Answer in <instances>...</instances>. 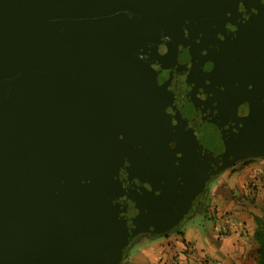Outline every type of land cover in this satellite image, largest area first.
Segmentation results:
<instances>
[{"label": "water", "instance_id": "obj_1", "mask_svg": "<svg viewBox=\"0 0 264 264\" xmlns=\"http://www.w3.org/2000/svg\"><path fill=\"white\" fill-rule=\"evenodd\" d=\"M259 156L264 0H0V264H118Z\"/></svg>", "mask_w": 264, "mask_h": 264}, {"label": "crops", "instance_id": "obj_2", "mask_svg": "<svg viewBox=\"0 0 264 264\" xmlns=\"http://www.w3.org/2000/svg\"><path fill=\"white\" fill-rule=\"evenodd\" d=\"M206 196V213L189 210L182 227L167 235L140 234L119 264H257L254 216L264 211V157L217 174ZM195 214L205 215L204 232L187 223Z\"/></svg>", "mask_w": 264, "mask_h": 264}, {"label": "rangeland", "instance_id": "obj_3", "mask_svg": "<svg viewBox=\"0 0 264 264\" xmlns=\"http://www.w3.org/2000/svg\"><path fill=\"white\" fill-rule=\"evenodd\" d=\"M217 176V174H215V175H213V176H211V177H209L208 179H207V181H206V183H205V185H204V187H203V191H202V194H203V202L204 203H206L207 202V196H205L206 195V193H204V192H206L207 191V193H208V191H209V186L210 185H212V182L215 180V177ZM197 213V212H196ZM200 213V212H199ZM202 213H206V212H203L202 211ZM202 213H200V214H202ZM189 220V221H188ZM187 221V223H190V224H194V227L196 228L195 230H201V232H204V229H203V226L208 222L207 221V219H206V217H205V215H199V214H195V215H191L190 217H189V219H188ZM184 222H186V219L185 220H181L180 222H178L175 226H174V228H173V230L171 231V232H174V231H176L177 229H179V228H181L182 227V225H183V223ZM138 234L136 233V234H134V235H132L129 239H128V241L127 242H130L134 237H136ZM154 237V236H153ZM133 242V241H132ZM132 244V243H131ZM131 244H130V246H131ZM129 245V244H128ZM135 245H139V244H135ZM130 246L128 247V249L127 250H130V249H133V248H130ZM126 247V248H127ZM130 248V249H129ZM134 250V249H133ZM205 260V259H204ZM206 261V260H205Z\"/></svg>", "mask_w": 264, "mask_h": 264}, {"label": "trees", "instance_id": "obj_4", "mask_svg": "<svg viewBox=\"0 0 264 264\" xmlns=\"http://www.w3.org/2000/svg\"><path fill=\"white\" fill-rule=\"evenodd\" d=\"M201 211L206 212V207L202 206ZM255 228L253 237L258 244L257 264H264V211L260 216H254Z\"/></svg>", "mask_w": 264, "mask_h": 264}, {"label": "flooded vegetation", "instance_id": "obj_5", "mask_svg": "<svg viewBox=\"0 0 264 264\" xmlns=\"http://www.w3.org/2000/svg\"><path fill=\"white\" fill-rule=\"evenodd\" d=\"M260 157H264V156H260ZM246 159V158H245ZM241 160H243V159H241ZM240 161V160H239ZM203 191V190H202ZM202 191L195 197V199L192 201V203H191V205H190V207H189V209L186 211V212H184V213H182V216H181V219H180V221L183 219V220H185V219H187L188 218V216L190 215L189 213L187 214V212L189 211V210H191V209H194V210H199V211H201V207L202 206H204L205 204L203 203V194H202ZM204 193H206V192H204ZM206 196V195H205ZM179 221V222H180ZM173 230V229H172ZM172 230H169L168 232H166V233H164V234H162V235H167V234H169V233H172L171 231ZM143 233H146V234H148V235H152V236H162V235H160V234H155V233H151V232H141V233H138V235L136 236V237H134L130 242H128L127 243V246L129 247L130 246V244L131 243H133L134 242V240H136V239H138V237L140 236V234H143ZM133 241V242H132ZM129 244V245H128ZM126 246V247H127ZM125 247V248H126ZM127 247V248H128ZM127 248L125 249V250H127ZM127 252V251H126ZM123 259V258H122ZM122 261V260H121ZM120 261V262H121ZM119 262V263H120ZM118 263V264H119Z\"/></svg>", "mask_w": 264, "mask_h": 264}]
</instances>
